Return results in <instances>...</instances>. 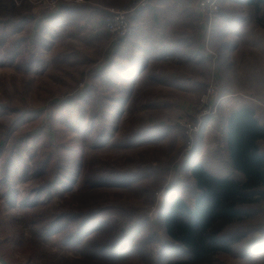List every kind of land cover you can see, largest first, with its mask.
<instances>
[{"label":"rangeland","instance_id":"374dc122","mask_svg":"<svg viewBox=\"0 0 264 264\" xmlns=\"http://www.w3.org/2000/svg\"><path fill=\"white\" fill-rule=\"evenodd\" d=\"M48 1L0 0V264H105L61 248L42 233L61 226L64 236L72 229L64 217L84 220L105 213L112 229L90 246L103 245L118 231L115 214L123 211L144 220L145 233L151 228L155 240L167 242L159 222L166 191L182 184L189 192L179 197L190 203L189 171L205 157L223 153L222 112L220 104L215 105L219 91L215 85L216 96L207 103L214 115L197 118L208 108L200 100L214 82L211 71L202 78V89H180L194 79L172 69L170 89H136L130 73H123L130 68L135 48H130L134 30L129 20L125 39L104 28L110 11L142 10L151 2L154 10L151 13L146 7L148 27L136 36L138 41L150 52L154 39L166 45L162 53H169L166 61L171 68L179 57L193 65L201 53L195 45L198 19L188 8L191 0H82L80 4L63 0L55 8L47 6ZM197 2L192 3L193 9ZM218 4L213 23L227 21L237 32L234 38H249V44L264 55L255 36L264 29V0H218ZM66 9L65 25L45 32L48 19ZM248 28L251 31L246 32ZM223 31L212 32L221 38ZM118 46L123 50L114 51ZM244 48L235 56L233 69L238 74L227 77L225 84L264 89L260 79L242 75L243 64L249 67L248 74L257 65H248L249 52ZM30 61H34L32 67ZM19 62L23 67L17 69ZM184 71L195 76L191 67ZM248 99L262 100L264 95ZM23 116L29 119L23 122ZM59 133L86 138L82 169L71 191H67L69 184L50 188L53 165L46 167L42 156L52 153L58 159ZM93 178L99 184L91 182ZM41 189L47 190L41 193ZM241 209L246 215L220 234L230 242L229 252L218 253L211 264H264V202ZM156 258L152 251L144 263L133 264H153Z\"/></svg>","mask_w":264,"mask_h":264},{"label":"trees","instance_id":"16d2710c","mask_svg":"<svg viewBox=\"0 0 264 264\" xmlns=\"http://www.w3.org/2000/svg\"><path fill=\"white\" fill-rule=\"evenodd\" d=\"M64 11L48 19L45 32L65 25L63 18L68 10ZM32 62L28 66L32 67ZM22 67L19 62L16 68ZM28 119L23 116L20 120ZM65 123V132H69V125ZM67 136L59 133L56 140L58 159H53L52 153L42 156L46 157V167L53 165L49 172L54 180L50 188L69 184L67 191H71L82 169V142L86 138L82 141L80 137ZM261 141H264V127L258 125L250 108H240L230 115L222 137V155L207 156L189 171L191 202L179 197L180 193L189 192L182 184L166 191V204L162 205L159 222L167 242L155 240L151 228L145 233L148 227L144 220H136L123 211L115 214L114 226L118 225V231L103 245L90 246L94 239L104 238L112 229L105 213L93 214L84 220L64 217L62 220L68 227L72 224L66 235L61 236V226L51 227L42 234L61 248L79 251L81 255L85 253L87 259L97 263H144L146 255L154 251L157 258L153 264H211L218 253L229 252L226 245L230 242L220 235L223 229L246 215L241 208L264 202V153L258 147ZM91 182L99 184L98 178ZM46 190L41 189V193ZM88 249L91 250L89 257Z\"/></svg>","mask_w":264,"mask_h":264},{"label":"crops","instance_id":"0c3cea01","mask_svg":"<svg viewBox=\"0 0 264 264\" xmlns=\"http://www.w3.org/2000/svg\"><path fill=\"white\" fill-rule=\"evenodd\" d=\"M195 1L196 0H191L188 8L189 10L194 11L195 17L198 19L197 23L199 25L200 33L198 34L197 43L195 45L197 51H199L201 55L196 57L193 65L185 64L186 60H188L186 57L185 59H183V57H179V62L177 63V65L171 68V66L168 65L169 62L166 61L168 60L169 53H162L165 48L164 46L166 45L156 44V40L154 39L155 43L153 44L152 48L153 52H150L149 50L144 49L143 43L138 41V39L140 38H137L136 36L141 35L142 31L144 29H147L148 27L149 21L145 20L146 15L144 12L146 11V7L150 10L151 13L154 10H151V2H148L147 6H145L144 9L137 10L128 19L129 25L134 30V38L130 39V48L133 46H135V48L132 50L131 55L133 56V59L131 60L130 68L126 69V71L123 73H130L132 77L131 80L136 89H170L171 85L169 83L171 82L169 80L171 76L170 72L172 69L173 72L180 73V75H184L186 76V78H193L196 82L195 84L193 80L191 84L184 83L180 87V89H202V86H204L200 84L202 78L204 77L205 79L212 72L211 78L213 79L212 81H214L215 85L218 87V104H220V113L222 112L221 117L223 116V118L220 117L219 120L220 137H223L222 134L224 133L226 122L230 115L238 109L244 107L250 108L254 113V118L257 121L258 125L264 127V108L258 107L257 105H249L250 103H247V101H249L248 98H258L264 95V89H257L256 91H254L253 89H246V87H243L244 85L242 84L239 87H236L234 83H231L229 85L225 84V80L227 77H235L237 73V70L233 69L235 60L237 62L235 56L244 47V50L246 52H249L248 56L250 58V61L247 62L248 65L251 63H257V65H254L250 69V71H252L250 72L251 74H248L249 67L246 68L243 64V66H241V70L245 69L246 71L245 74L242 75L247 78L255 76L256 78L264 82V55L258 54L257 49L249 44V38H234L237 32H233L231 30V24L227 23V21L225 23L214 24L212 20L211 24L208 25L207 19L200 16L197 6H195L194 9L192 8V3ZM251 7L252 6H248L247 8L251 9ZM257 11H259L258 8ZM243 26L244 28H246V26L248 25L243 24ZM222 28L224 31L221 38L214 37V34ZM248 30L251 31V28H248L246 32H248ZM212 31L214 32V34ZM255 36H258V40L260 43L259 47L262 51H264V29H258L255 33ZM161 46L163 48L159 51L158 49L161 48ZM156 47L158 49H156ZM121 48L122 47L118 46L116 48H113V50L118 51ZM210 52L213 53V55L211 54L212 56L210 55ZM213 56H215V58ZM213 58L215 59L214 62ZM189 67L193 69L195 76H189L186 71H184V69L186 70ZM240 99H243L245 101ZM258 147L260 152L264 153V141L259 142Z\"/></svg>","mask_w":264,"mask_h":264},{"label":"built area","instance_id":"2783aa9c","mask_svg":"<svg viewBox=\"0 0 264 264\" xmlns=\"http://www.w3.org/2000/svg\"><path fill=\"white\" fill-rule=\"evenodd\" d=\"M61 1L63 0H50L47 2V6H50L52 8H55ZM82 0H75L73 1L74 4H80L82 3ZM197 9L200 13V16L203 18H206L208 21V25L211 24L213 18L215 15L219 12V4L218 0H199L196 3ZM138 10V7H134L129 9L127 12H118V11H110L108 15L105 16L104 19V28L107 31V33L114 35L118 39H125L128 37L130 33V28L128 25V18ZM213 55V53L210 52V55ZM211 55V56H212ZM215 58V56H213ZM213 58V62L215 59ZM216 86L214 82H211L206 89L205 94L202 96L200 102L203 107H208L205 109L203 114L199 115L197 118L202 117H208L214 115V108L211 109V107L208 106V101L211 100L216 96ZM250 102H253L257 104V106H260L264 108V99L262 100H252L248 99ZM218 100L216 101V106L218 105ZM215 106V107H216ZM202 107V108H203ZM191 140L188 141V146L190 145Z\"/></svg>","mask_w":264,"mask_h":264}]
</instances>
